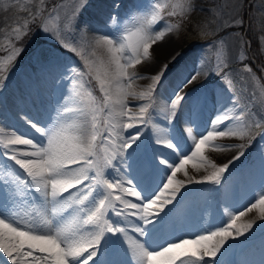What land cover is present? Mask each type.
Segmentation results:
<instances>
[{
    "label": "snow or ice",
    "instance_id": "obj_1",
    "mask_svg": "<svg viewBox=\"0 0 264 264\" xmlns=\"http://www.w3.org/2000/svg\"><path fill=\"white\" fill-rule=\"evenodd\" d=\"M43 5L44 0H39L35 12L22 7L29 18L22 25L15 23L7 33L8 54L0 58V90L23 52L19 41L43 16ZM192 11V0H146L123 17L110 14L107 31L92 39L87 27L74 23L75 12L54 29L40 19L39 30L55 32L61 46L83 62V69L56 65L63 69L60 75L68 84L46 119L26 113L22 119L27 130L0 126V253L7 258L4 264H223L217 257L222 249L227 251L229 239L237 241L253 228L254 222L237 225V219L258 208L264 220L262 183L254 203L227 206L231 207L227 219L217 213L206 229L196 233L165 232L185 199L182 189L192 183L220 185L224 173L250 146L219 144L217 138L251 140L253 127H260L256 121L249 122L246 106L234 93L226 103L221 94L215 101L219 105L215 117L205 125L202 114L208 97L190 96L195 89L183 93L199 72L178 80L159 112L150 111L169 66L161 65L150 77L138 75L136 69L150 60L155 44L179 27L161 24L165 15L184 17ZM55 19L60 20L58 13ZM243 23L241 18L230 26ZM74 31L80 35H73ZM224 67L218 65V71ZM242 67L253 71L246 63ZM83 77L95 82L99 96L85 87ZM146 78L151 83L136 91L134 82ZM223 79L232 86L226 74ZM130 97L147 103L130 105ZM132 128L136 130L128 131ZM147 128L151 131L145 135ZM233 147L239 153L222 166L204 152ZM190 161L214 171L200 180L177 179Z\"/></svg>",
    "mask_w": 264,
    "mask_h": 264
},
{
    "label": "rangeland",
    "instance_id": "obj_2",
    "mask_svg": "<svg viewBox=\"0 0 264 264\" xmlns=\"http://www.w3.org/2000/svg\"><path fill=\"white\" fill-rule=\"evenodd\" d=\"M106 1L109 3L118 0H44V13L40 19H45L49 27L54 29L56 23L61 26L65 23L67 14L75 12L74 23L80 25L82 29L87 27V35L92 39L105 33L109 27L106 24L109 15L105 21L95 25L93 17L97 14L96 10ZM122 1L124 5L113 11L112 15L118 13L123 17L134 5L146 2V0ZM38 6L39 0H31L30 3L28 0H0V58L8 54L5 50L6 39L11 27L17 22L22 25L24 19L29 18V13L20 9L26 7L35 12ZM192 6L193 11L184 17L165 15L161 24L167 22L178 24L179 27L155 44L150 60L136 69L138 75L150 77L161 65L169 66L165 73L166 79H162L163 86L156 89L155 102L150 111L159 112L164 99L170 95L178 80L199 72L195 82L185 87L183 92L195 89L197 96L208 97V103L203 110L205 117L202 114L205 125L215 117L219 106L215 101L221 94L224 97L223 102L226 103L227 97L234 93L246 106L249 122L256 121L260 123V127H253V139L237 138L238 144L233 142L235 145L250 146L243 149L245 155L224 173L220 185L192 183L187 185L186 189H182V192L186 193L185 199L173 220L165 226L166 233L174 232L176 236L206 229L217 213L227 219L231 213V207L227 206L242 208L245 204L254 203L253 197L258 196L261 184L264 183V0H192ZM56 13L60 16L59 21L55 19ZM49 15H52V19H48ZM241 18L244 21L242 26L239 24L230 26ZM40 19L30 25L29 34L19 41L18 46L23 48V52L7 74L8 78L0 90V126H22L27 130L28 127L22 119L26 113L46 119L48 111L55 106L56 98L62 90L66 91L65 86L68 84L60 75L63 69L57 68L56 65L66 64L83 69V62L61 46L59 36L55 32L46 34L39 30ZM111 27L114 31L115 26ZM72 34L77 37L80 35L75 31ZM249 41L260 47L259 61L263 64L253 58L249 50ZM162 44L165 47L161 50L158 47ZM245 63L252 68V73L243 69L242 65ZM225 64L227 67L218 71V65ZM18 69L19 72L16 74L15 71ZM225 74L233 82L231 87L223 79ZM81 79L85 87L92 89L95 95H100L94 81L89 82L87 77ZM150 83V78L138 79L133 86L136 91H141ZM128 103L139 105L147 101L130 97ZM137 111L136 107L132 108L133 113ZM135 130L132 128L128 131ZM150 131L151 128L145 129V135ZM37 138L41 137L38 135ZM220 139L218 137L215 142L227 144L225 141L220 143ZM239 151L238 147H233L227 152L230 155L221 160L222 151L204 150L206 157L218 166L228 163ZM212 171L214 169L210 166H194L190 161L177 173L176 178L183 181H187L188 177L200 180ZM259 217L258 208L246 211L240 216L236 221L237 225L252 221L253 228L237 241L229 239L225 245L227 251L222 249V254L218 255L217 259L223 264H262L264 220ZM169 238L173 237L169 235ZM228 245L233 247L229 248Z\"/></svg>",
    "mask_w": 264,
    "mask_h": 264
},
{
    "label": "bare ground",
    "instance_id": "obj_3",
    "mask_svg": "<svg viewBox=\"0 0 264 264\" xmlns=\"http://www.w3.org/2000/svg\"><path fill=\"white\" fill-rule=\"evenodd\" d=\"M122 3V2H121ZM120 2H119V0L117 1V2H112V1H110L109 3H108V1H106V2H103V4H101V6L99 7V10H100V14L99 15H96L95 16V20L96 21H100V20H102V13L103 14H105V15H108L109 13L108 12H110V11H113L114 10V8L116 9V8H118V6H121L122 4H121ZM114 5H116V7L114 6ZM122 7V6H121ZM102 12V13H101ZM165 47V45L164 44H162V45H160L158 48H160L161 50H162V48H164ZM145 68V67H144ZM144 68H143V70H144ZM145 71V70H144ZM144 71H142V72H144ZM3 126V125H2ZM25 126L26 127H28L26 124H25ZM31 131H33L34 132V130H31ZM35 135H39V134H36V133H34ZM220 138V137H219ZM227 139H229V140H227ZM222 141H225V143H227L226 145H230V144H232V145H235L236 143H237V138L236 137H224V138H221L220 139V143L222 142ZM233 142H235V144H233ZM238 144V143H237ZM228 151H222L221 153H220V156L222 157L221 158V160H224V159H226V157H228L229 155H230V153H227ZM185 213V212H184ZM184 213H183V216H185L184 215ZM198 217V216H197ZM190 218H191V216H190ZM192 219V218H191ZM197 221V220H196ZM4 261H7V258L6 257H3V255H2V253H0V264H4ZM8 264H10V262H8Z\"/></svg>",
    "mask_w": 264,
    "mask_h": 264
}]
</instances>
